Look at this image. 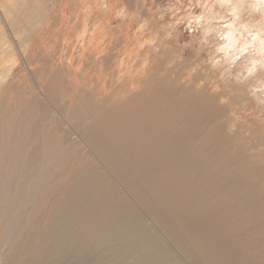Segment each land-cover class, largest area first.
<instances>
[{"label": "bare ground", "instance_id": "1", "mask_svg": "<svg viewBox=\"0 0 264 264\" xmlns=\"http://www.w3.org/2000/svg\"><path fill=\"white\" fill-rule=\"evenodd\" d=\"M183 1L0 0V264H264V0Z\"/></svg>", "mask_w": 264, "mask_h": 264}, {"label": "rangeland", "instance_id": "2", "mask_svg": "<svg viewBox=\"0 0 264 264\" xmlns=\"http://www.w3.org/2000/svg\"><path fill=\"white\" fill-rule=\"evenodd\" d=\"M102 1H104V0H102ZM146 1H150L147 3L151 4V0H146ZM183 2L185 3V0ZM181 3L182 2H179V0H163V2L160 3V5H159L160 8L158 6H156L154 8L156 10L158 8V10L156 11L155 9H153V11L158 12L159 10H161L162 11L161 15L166 18L167 22H169V21H172L171 19L175 18V16L179 17V14L181 12L188 13L187 8L185 9V7H184L185 5L182 6ZM148 8H149V5H148ZM67 10H68V8H67ZM160 19H161V21H163L162 18H160ZM166 21H164V22H166ZM179 31H180V36H179L178 40L180 41V45L184 46L185 48L188 47V44H189L188 42H190L191 36L198 34V32L195 30V28L188 26V24H186V22L180 23ZM201 43H202V40H201ZM211 51H212L211 45L210 46L208 45L207 47H205L203 50L204 56L211 53ZM257 104H258V107L256 108L255 118H258V121H256V122L258 123V130L261 131V128L264 129V102H258Z\"/></svg>", "mask_w": 264, "mask_h": 264}]
</instances>
